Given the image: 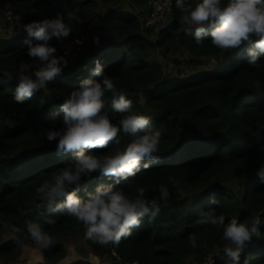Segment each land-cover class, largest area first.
<instances>
[{"label":"trees","instance_id":"16d2710c","mask_svg":"<svg viewBox=\"0 0 264 264\" xmlns=\"http://www.w3.org/2000/svg\"><path fill=\"white\" fill-rule=\"evenodd\" d=\"M18 18L30 22L60 12L71 22L73 9L79 13L90 12L99 3L116 6L121 0H5ZM143 5L146 0H134ZM189 2L194 6L192 0ZM181 13L175 7L168 23L159 31L158 39H148L151 30L143 28V21L134 13L120 9L108 10L105 15L91 22L99 34H114L123 39L121 44H110L97 54L93 52L86 62L71 73H62L46 87L22 104L13 99L15 77L20 71L19 60H28L25 39L18 36L0 43V257L13 260L20 251L21 242H30L26 225L44 222V209L23 215L28 204L44 203L36 194V187L50 179L53 171L68 162L71 153L58 154L55 142H47L40 133L54 122L59 126L60 105L67 93L78 88L89 77V70L99 58L106 72L116 79L119 91L134 101L137 94L145 97V106L134 104L139 113L153 116V126L161 131L160 160L150 168H141L132 178V186L123 185L130 196L136 187H144L149 196L158 195L159 185L169 177L180 181L178 187L207 182L202 196L184 198L161 205V213L153 220L143 218L133 229V235L122 238L118 245L101 246L87 239L90 250L100 257H112L115 252L122 263L140 261L142 264H190L194 257L197 264L210 254L215 264H224L228 258L224 252L227 243L222 239L223 229L195 223L196 214L209 207L210 198L220 201L216 213L224 214L226 222L236 217L249 223L257 216L264 231V182L255 175L264 162V57L256 66L245 63L247 44L225 52L205 42L196 45L194 36L186 31ZM155 29V28H154ZM92 39V38H91ZM90 39V41H91ZM55 46L59 43L53 40ZM88 44V42L86 43ZM179 44L195 56L223 55L218 67L188 79L175 82L165 77L162 66L156 60L159 50H168ZM82 63V64H81ZM11 77V79L9 78ZM57 99L49 98L47 93ZM133 94V95H131ZM51 95V96H52ZM51 99V100H48ZM110 106L112 96L105 98ZM161 113L166 119H181L188 123L186 136L175 124L159 121L153 113ZM109 111L110 107H109ZM114 119L118 120L117 114ZM132 137L120 134L119 143L110 141L98 154H113L122 150ZM242 176L236 189L223 183L227 176ZM114 182L94 173L81 183L83 189H94L98 182ZM177 187L172 188L175 189ZM238 200V203H233ZM54 225L44 224L56 239L83 231L82 224L74 217L55 214ZM17 226L20 231L12 230ZM16 240H3L5 233ZM196 236L192 247L189 236ZM65 255V247L56 244L45 253L47 264L59 262ZM248 257L249 264H264V238H253L242 253L241 264ZM120 264V263H119Z\"/></svg>","mask_w":264,"mask_h":264},{"label":"clouds","instance_id":"9594fccd","mask_svg":"<svg viewBox=\"0 0 264 264\" xmlns=\"http://www.w3.org/2000/svg\"><path fill=\"white\" fill-rule=\"evenodd\" d=\"M174 2L176 9L184 13L182 23L194 36L196 45L204 43L206 37L211 45L225 52L247 44L245 63L250 66H256L264 57V0H197L194 6L189 0ZM70 15L77 24L83 23L78 9H73ZM22 30L27 34L24 43L32 64H21L15 77L13 99L19 104L42 90L68 66L66 55L58 54L51 42L62 43L67 39L72 24L57 12L55 16L24 23ZM92 42L100 45L101 36L93 35ZM29 68L32 70L26 71ZM109 93L110 106L105 99ZM145 103L142 94H137L134 101L119 91L116 79L106 72L99 58L89 70V77L67 93L54 114H59V126L54 122L40 133L47 142H55L58 154L71 153V157L35 189L47 214L43 223L26 225L27 236L37 247L48 250L56 244V238L44 227L45 223H56L55 214L74 217L85 229V238L101 246L118 245L122 238L133 235V229L143 218L151 222L159 216L161 204L171 199L172 188L180 183L178 179L169 177L160 184L158 195L149 196L144 187H136L134 196L123 190L124 184L132 186V178L141 168H150L160 160L161 131L154 128L152 115L134 108V104L144 107ZM117 114L118 120L114 119ZM120 134L132 137L122 150L110 155L94 151L106 148L110 141L119 143ZM259 150L264 152V145ZM94 173L114 182H98L91 191L83 189L82 196L83 179ZM255 175L264 182V162ZM220 206L218 199L210 198L209 207L197 212L195 223L222 228L228 257L224 264H241L242 253L253 238H264L261 219L257 216L249 223L233 217L226 222L225 215L215 211ZM12 230L20 231L15 225ZM189 242L196 247V236H189ZM249 262L248 257L243 260V264Z\"/></svg>","mask_w":264,"mask_h":264},{"label":"rangeland","instance_id":"374dc122","mask_svg":"<svg viewBox=\"0 0 264 264\" xmlns=\"http://www.w3.org/2000/svg\"><path fill=\"white\" fill-rule=\"evenodd\" d=\"M192 1L194 3L197 2V0ZM76 2L79 3L82 2V0H76ZM8 5L9 4L5 0H0V43L14 39L18 36H27V34L23 32L22 26L28 21L23 18H18L15 15L16 27L11 33L7 31L8 27L5 24V20L6 11L9 8ZM117 8L123 12H130L138 15L140 19H142V21L148 15L146 3L143 5H139L135 3L134 0H121L115 7L105 5L101 2L90 12L79 13L81 18L83 19V23L80 24H77L71 16L70 23L72 24V33L67 39L56 46L58 54L66 55L69 60V64L64 69L63 73H71L75 69L79 68V66H81L79 61L81 60L80 62L83 63L86 62L88 58L92 56L91 54L93 52H97V54H99L103 47L107 45L114 43H123V39L114 34H105L107 36L106 38L104 34L99 33V35L101 36L100 45L93 44L91 39L93 35L97 33L93 30L92 26L89 25L90 22L97 16H103L108 10L114 11ZM149 30H151V32L149 33V35L146 34L145 36L148 39H158L159 31L161 30V28ZM77 40H82L81 44H79ZM84 40L85 43H83ZM76 41L78 43H76ZM87 42L88 44H86ZM72 55L75 58L74 60L69 59ZM222 57L223 55H208L202 57L195 56L179 44L170 47L166 51L159 50L156 54V60L162 66L165 77L175 82L188 79L196 74L212 71L214 68L219 66L222 61ZM17 63L18 66H20L21 64L31 65L32 59L30 61L22 59ZM31 70V68L26 69V71ZM14 82L16 83V81ZM44 89L47 90V87L45 86ZM46 93L49 98L57 99L54 95L49 94L48 92ZM148 112L153 113L159 121L166 120L172 124H175L186 136L189 134V126L186 121L181 119H166L161 113L154 112L152 110H149ZM259 126L261 130L264 131V124L260 123ZM241 178L244 177L232 174L231 176L229 175L225 179H223V183L227 184L232 189H236ZM206 190L207 182H203L197 185L177 187L172 190L173 195L169 202L171 203L184 198L192 199L196 196H202L203 192H205ZM35 208L43 209V203L28 204V207L21 212L23 215H28L30 212H34ZM84 232L85 229L80 232H75L71 235L60 236L56 239V244H62L65 247V255L59 262L55 264H119L114 260L113 257H100L94 254L87 244V239L84 236ZM10 239L16 240V237L6 232L5 235H3V240L7 241ZM20 245V251L13 260H7L0 257V264H47L45 261V253L47 250L40 249L32 241L21 242ZM186 262L190 264H197L194 257L187 258Z\"/></svg>","mask_w":264,"mask_h":264},{"label":"built area","instance_id":"2783aa9c","mask_svg":"<svg viewBox=\"0 0 264 264\" xmlns=\"http://www.w3.org/2000/svg\"><path fill=\"white\" fill-rule=\"evenodd\" d=\"M146 7L148 10L147 17L143 20V26L146 29H154V28H163L168 21L173 11V0H146ZM5 24L8 27V32L11 33L14 31L15 25V16L11 9L8 8L6 11V20ZM89 39V38H88ZM78 41V40H77ZM81 44V41H78ZM85 43V40L83 41ZM78 47V44H77ZM76 47V48H77ZM69 53V52H68ZM68 55V54H67ZM73 56V55H72ZM70 56V60H74V56ZM69 57V56H68ZM164 204V203H162ZM161 204V205H162ZM112 257L114 260L120 264H142L140 261H133L129 263L120 262L119 256L113 252ZM201 264H215L214 257L210 254L207 256Z\"/></svg>","mask_w":264,"mask_h":264},{"label":"crops","instance_id":"0c3cea01","mask_svg":"<svg viewBox=\"0 0 264 264\" xmlns=\"http://www.w3.org/2000/svg\"><path fill=\"white\" fill-rule=\"evenodd\" d=\"M107 12H108V11H107ZM105 14H106V13H105ZM105 14H104V15H105Z\"/></svg>","mask_w":264,"mask_h":264}]
</instances>
